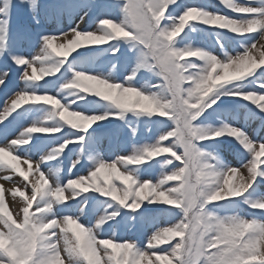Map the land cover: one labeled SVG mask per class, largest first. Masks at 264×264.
<instances>
[{"label": "snow or ice", "instance_id": "obj_1", "mask_svg": "<svg viewBox=\"0 0 264 264\" xmlns=\"http://www.w3.org/2000/svg\"><path fill=\"white\" fill-rule=\"evenodd\" d=\"M219 3L0 0V264H264V0Z\"/></svg>", "mask_w": 264, "mask_h": 264}, {"label": "rangeland", "instance_id": "obj_2", "mask_svg": "<svg viewBox=\"0 0 264 264\" xmlns=\"http://www.w3.org/2000/svg\"><path fill=\"white\" fill-rule=\"evenodd\" d=\"M199 2H203V3H209V0H197ZM65 2H69V0H41V4L45 5V6H49L52 4H57V3H65ZM101 3H113V0H100ZM241 2H244V0H241ZM18 3V0H17ZM220 8V7H219ZM225 10V9H224ZM227 10V9H226ZM228 11V10H227ZM79 15H83V13H79ZM79 15H73L72 17L69 16H64L62 19L60 20H52L49 22V24L46 26V30H56V29H60L63 28L64 30H67V28L69 27V25L71 24L72 27H75V25L78 23L80 25L81 29L84 28H88V27H95V21H96V17H97V13H93L92 15L85 17L83 21H81L79 19ZM29 13L27 11L26 8L24 7H20L18 8L14 14H13V24H19V25H25L27 23H29ZM33 38L35 39V36L33 35ZM199 39V38H198ZM34 42V41H33ZM20 47H22L25 51L30 50V44L27 42L21 43L19 45ZM3 67H5L4 64L0 63V69H2ZM12 69H10L11 72ZM121 71H123V65H121ZM20 80H19V72L16 70V73H11L8 80L6 81V85L5 86H0V101L3 99V96H7L4 99V103L5 101L8 99V97H10L12 95V91L18 87H20ZM3 105H1L0 103V110H2ZM14 115V114H13ZM9 119H11V117H9ZM259 119L257 120H253V121H249L246 125V131L249 132V134H255L258 135L259 138L264 139V136L262 133L263 131V126L259 123H257ZM242 123H244V121H242ZM15 126V125H14ZM241 126V124H240ZM260 130V131H259ZM5 141L0 138V143H4ZM102 150H107V141H104L103 145H102ZM223 155L225 157L226 160H228L230 163H232L234 166H239V162L236 158V153L231 150H226L224 147L223 150ZM35 159H38L39 156L34 154ZM20 167L24 170H27V165L23 164L22 162L20 163ZM4 173H0V175H3ZM84 174V173H81ZM0 183H3L5 185V188H11L13 185L0 180ZM261 189L264 190V186L261 185ZM6 196V201L9 205L10 210L12 211L13 215H15L17 213V211L20 208V204L22 203L19 199V197H17L16 202H13V200L11 199V196L9 195V193H5ZM22 215V213H21ZM85 223H87V221H85ZM120 235L121 236H134L135 238L141 240V236H144V230L143 229H136L135 231H128V229H125L123 226L119 229ZM140 235H139V234Z\"/></svg>", "mask_w": 264, "mask_h": 264}]
</instances>
